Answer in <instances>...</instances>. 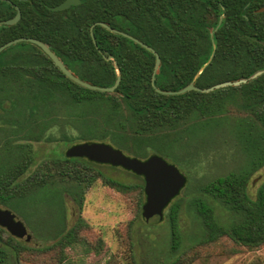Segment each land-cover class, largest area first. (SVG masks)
<instances>
[{"label":"trees","instance_id":"16d2710c","mask_svg":"<svg viewBox=\"0 0 264 264\" xmlns=\"http://www.w3.org/2000/svg\"><path fill=\"white\" fill-rule=\"evenodd\" d=\"M62 1L0 0V21L14 17L16 6L21 12L16 24L0 26V46L23 37L40 40L74 75L102 87L113 85L116 79L111 60H107L112 56L121 71V81L113 93L89 90L66 78L31 43L22 42L5 49L0 54V107L9 102L11 110L17 108L27 113L16 135L23 134L27 141L43 140V132L54 117L46 120L50 109L41 111L48 109L53 97L67 100L64 105L94 107L98 113L93 124L104 123L122 130L126 137H133L174 130L183 122L223 112L221 102L231 96L249 114V120L260 124L262 134L257 139L253 137L255 142L248 147L240 146L248 151L247 166L209 182L204 187V200L193 199L202 234L182 250L178 196L169 204L165 220L170 230V251L175 255L167 264H192L200 258L202 246L222 238L251 251L264 247V184L255 198L249 196L247 188L250 177L264 166V74L245 84L209 93L162 95L151 82L154 55L130 39L96 25L104 22L158 53L161 63L154 84L160 90L175 91L188 85L213 53L211 62L194 82L195 86L206 88L220 81L245 79L264 69V12H257L264 6V0H80L78 5L64 10L50 9ZM230 89L234 93L230 94ZM3 121L0 115V122ZM246 124L251 125L249 121ZM35 128L37 132H33ZM10 150L7 154L0 153L5 157L0 160V205L20 206L45 193L57 199L76 188L81 209L85 188L101 179L121 193L136 190L137 213L141 211L145 197L141 176L127 171L140 182L126 183L104 175L97 168L101 164L67 157L47 159L30 171L34 149L28 144H16ZM27 171L30 174L25 176ZM213 202L228 212L226 221L217 218ZM88 227L81 217L67 230L56 224L52 231H47V236L56 240L33 249L0 227L3 246L0 254L5 255L3 248L7 249L15 264H20L24 251L51 255L54 264H69L65 248L85 244L80 232ZM132 251L131 242L129 252L134 260Z\"/></svg>","mask_w":264,"mask_h":264},{"label":"rangeland","instance_id":"374dc122","mask_svg":"<svg viewBox=\"0 0 264 264\" xmlns=\"http://www.w3.org/2000/svg\"><path fill=\"white\" fill-rule=\"evenodd\" d=\"M119 72L121 76L120 69ZM215 76L218 78L219 74L216 73ZM226 81L230 80L216 84ZM229 93L234 91L230 89ZM50 101L52 104L48 109L41 112L50 109L46 120L54 117L55 122L49 121L50 127L44 130L43 140L36 142L24 140L23 134L15 133L24 125L23 120L27 116L24 110L17 108L11 110L9 102H5L0 107V115L5 120L0 122V153H6L8 148L12 150L16 144L30 145L35 151L34 164L30 171L47 159L66 157L65 152L71 145L86 142L108 144L123 154L140 160L152 155L162 158L174 165L187 179L184 190L182 189L178 195V202L181 205L178 219V227L182 235L181 250L187 248L202 234L201 220L193 209V199L204 200L206 196L204 187L209 182L247 166L248 151L246 148L241 149L240 146L248 147L253 143V137L259 138L263 131L259 123L249 120V114L238 107L236 99L231 96L221 102L224 109L220 108L223 112L204 119L183 122L174 130L163 129L152 135L131 136L132 138L130 132L127 134L129 137H126V133H121L122 130L117 131L110 125L93 124V119L98 113L94 107L64 105L67 100L55 97ZM242 119H245V122ZM248 121L251 125L247 126ZM37 130L35 128L33 132ZM17 136L21 138L20 141L17 140L20 139ZM1 158L5 157L0 156V160ZM97 168L104 175L119 181L140 182L120 167L113 169L110 165L101 164ZM30 171H27L25 176H28ZM262 184H264V166L255 172L247 183L251 198L256 197L258 188ZM76 191L78 192V189L75 188L70 193L62 194L63 196L59 191L60 195L57 199L45 193L40 198H29L20 206L0 205V208L9 209L24 223L31 239L29 241L16 239L26 244L29 249L56 240L52 236H47V231H52L56 224H62L67 230L74 225L78 217H81L89 226L80 232L81 239L86 243L65 248L64 253L69 264H167L175 255L170 251V230L165 220L168 207L164 210L161 220L154 218L145 222L141 211L137 213L136 190L121 193L105 185L101 179H97L85 188L81 209L78 203L80 196L75 194ZM144 201L145 197L143 203ZM213 204L217 218L226 221L228 212L218 203L213 202ZM131 242L134 260L129 252ZM2 247L0 243V248ZM87 247H91L89 251ZM230 249L235 252L231 253ZM3 250L6 254H0L2 261L0 264L6 262L15 264L13 254L5 248ZM199 255L200 258L192 264H264V247L251 251L235 245L227 238L202 246ZM19 261L20 264H54L51 255L31 254L27 251L21 253Z\"/></svg>","mask_w":264,"mask_h":264},{"label":"water","instance_id":"95a60500","mask_svg":"<svg viewBox=\"0 0 264 264\" xmlns=\"http://www.w3.org/2000/svg\"><path fill=\"white\" fill-rule=\"evenodd\" d=\"M79 3L80 0H63L58 5L50 7V9L53 11H60L67 9L72 5H78ZM257 11L263 12L264 6L259 8ZM20 18L21 12L19 7L16 6L15 16L7 20L0 21V26L14 25L20 20ZM96 25L104 27L105 29L113 33L122 35L130 39L131 41L143 47L154 55L155 64L151 82L155 90L162 95H181L191 90L208 93L219 88L245 84L248 82V80L256 79L260 75L264 74V69H262L255 72L248 79L226 81L213 85L209 88H199L194 84L195 79L211 62L213 57L212 53L208 61L199 69V71L195 75V78L188 85L175 91L160 90L156 88L154 84L155 74L157 73V70L161 63L158 53L150 46L139 41L137 38H134L127 33L115 30L109 27L104 22H97ZM22 42L31 43L40 48L41 51L52 61V63L63 73L66 78L79 85L80 87L102 93H113L117 89L121 81L117 63L115 60H112L111 56H109L107 59L112 60V65L116 71V79L111 86H97L75 76L72 71L65 66L63 61L53 51L50 50L49 46L46 43L30 37L17 38L4 43L0 46V54L5 49ZM65 156L67 158H85L97 164H106L112 167H120L126 171L132 172L137 176H141L143 178V190L145 195V201L141 207V216L145 222H149L154 218L156 220H161L163 218L164 210L168 207L171 201L180 194L187 183L186 177L174 165L166 162L156 155H152L144 160H140L137 158L129 157L123 154L120 150L114 149L110 145L104 143L86 142L82 144H74L67 148ZM0 227L4 228L11 236L17 239H23L25 241H29L31 239V235L28 233L24 223H22V221L19 220L17 216L9 209L0 208Z\"/></svg>","mask_w":264,"mask_h":264}]
</instances>
